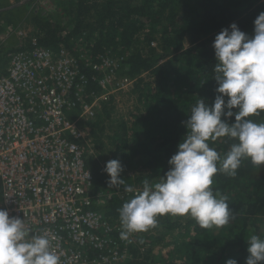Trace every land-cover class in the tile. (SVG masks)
Wrapping results in <instances>:
<instances>
[{
  "label": "trees",
  "instance_id": "16d2710c",
  "mask_svg": "<svg viewBox=\"0 0 264 264\" xmlns=\"http://www.w3.org/2000/svg\"><path fill=\"white\" fill-rule=\"evenodd\" d=\"M37 1L0 0V32L8 28L16 32L29 19L35 28L31 36H17L20 44L5 52L7 62L11 53L31 49L33 38L54 51L65 48L76 54L82 53L74 49L84 39L90 58H120L116 75L136 78L134 87L143 109L133 112L130 119H120L108 135L111 143L106 147L100 138L97 147L108 151L111 160L119 159L124 167L121 178L138 188L132 193L109 192V177L94 148L85 144L86 162L95 178L93 193L108 197L98 208L121 227L123 204L133 198L136 189H142L145 179L158 182L169 169L168 160L186 134L182 122L191 107L201 98L210 105L214 101L215 36L232 23L251 36L255 18L264 11V0H53L54 8ZM186 39L189 47L184 45ZM83 64L86 91L100 90L95 79L98 73ZM146 71L155 74L154 84L138 78ZM99 109L90 121L92 129L101 127L102 115L110 114L108 104L102 114ZM249 118L264 123V112ZM234 142L222 137L209 144L224 156ZM130 168L138 173L128 175ZM212 180L213 193L226 195L235 212L228 225L201 229L191 217L184 221L182 216L160 215L155 227L132 233L123 241L130 255L122 264H225L229 258L245 264L246 241L254 234L264 238V165L257 168L244 159L236 177L217 171ZM2 193L0 179V199ZM175 230L180 236L168 241ZM121 231H114L119 241Z\"/></svg>",
  "mask_w": 264,
  "mask_h": 264
},
{
  "label": "built area",
  "instance_id": "2783aa9c",
  "mask_svg": "<svg viewBox=\"0 0 264 264\" xmlns=\"http://www.w3.org/2000/svg\"><path fill=\"white\" fill-rule=\"evenodd\" d=\"M31 45L0 66V208L47 235L60 264H122L128 246L98 208L106 194L93 193L85 144L101 100L134 79L114 83L120 58ZM81 64L98 73L100 90L86 91Z\"/></svg>",
  "mask_w": 264,
  "mask_h": 264
},
{
  "label": "clouds",
  "instance_id": "9594fccd",
  "mask_svg": "<svg viewBox=\"0 0 264 264\" xmlns=\"http://www.w3.org/2000/svg\"><path fill=\"white\" fill-rule=\"evenodd\" d=\"M215 98L211 105L201 98L183 121L186 134L168 160L169 169L160 180L143 181L142 189L119 210L127 240L132 233L155 227L164 214L188 215L201 229L223 227L235 218L228 197L211 189L217 171L236 177L242 160L259 168L264 165V123L249 117L264 112V11L254 20L250 36L236 23L223 28L213 41ZM234 118V119H233ZM227 137L235 141L224 156L210 147V141ZM103 171L109 187L134 189L121 178L124 167L119 159L106 162ZM245 264H264V238L251 235ZM0 264H60L47 235L33 234L24 219L10 217L0 208ZM225 264H238L229 258Z\"/></svg>",
  "mask_w": 264,
  "mask_h": 264
},
{
  "label": "rangeland",
  "instance_id": "374dc122",
  "mask_svg": "<svg viewBox=\"0 0 264 264\" xmlns=\"http://www.w3.org/2000/svg\"><path fill=\"white\" fill-rule=\"evenodd\" d=\"M12 1H15V0H12ZM39 1L40 0H38L37 3ZM52 1L53 0H41L39 4L46 8H54V6L52 5ZM34 29L35 28H34L33 21L29 19L27 22H25L22 25L20 29H17L16 32L13 31L11 28H8L0 32V66L3 65V67H5L4 65L5 64L7 65V58H4L6 57L5 52L20 44V39H18L17 36L22 35V34L26 35V37L31 36V34L34 32ZM19 30L22 31V34H20ZM84 41H85L84 39L79 40V46L74 49L76 52L83 53V51H86L88 49V47L84 44ZM190 44L191 43L189 39H186L184 41V45L186 47H189ZM155 77L156 76L154 73H151L150 71H146L142 73L138 78L143 79L145 82H151L154 84L156 82ZM113 78L118 83L123 82L125 79V77L122 75H114ZM135 82H136V78L129 85L128 83H126L125 86L122 84L123 88H120L116 90L114 93L108 94L107 96H105L103 100H101V107L99 109V114L103 113L104 111L103 107L105 104L106 105L108 104L110 114L108 117H106L105 115H102V123H103L101 124L102 129L101 127H97V128L95 127L93 128L95 131L93 133L92 126L90 127L88 146L94 148V151L97 154V159L101 161V165L103 167H105L106 162L111 160V158H110L108 151L104 152V151L99 150V148L97 147L98 139L101 138V140L104 141V144L107 147L111 143L108 135L113 134L112 129L115 126V124L118 123L120 119H123V118L130 119L131 114H133V112H138L143 109V104L139 101L138 91L134 87ZM113 147L114 146H112L111 148L113 149ZM127 172H128V175H133V176L138 173L137 169L134 170L132 168H130ZM127 172H125V174ZM126 184L130 185V183H126ZM134 187L138 188V186H135V184L132 186V188ZM112 190L115 193L125 192L123 186H117L115 188L111 187L109 192H111ZM102 199H101L102 200L101 205H105L108 197L105 196L104 198L102 197ZM182 217H183L182 219L185 221L190 216L185 215ZM177 236H180L179 230H175L173 233L169 234L166 239L168 241H172V240H175V238H178ZM159 247H161V244H159V246H157L156 249H158ZM166 250H167L166 248L163 249V251H166Z\"/></svg>",
  "mask_w": 264,
  "mask_h": 264
}]
</instances>
